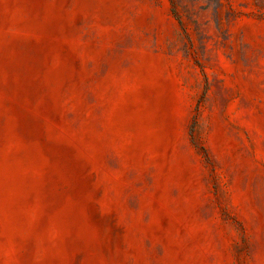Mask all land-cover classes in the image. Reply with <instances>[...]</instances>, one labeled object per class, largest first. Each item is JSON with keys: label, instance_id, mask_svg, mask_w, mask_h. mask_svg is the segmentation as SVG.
<instances>
[{"label": "rangeland", "instance_id": "obj_1", "mask_svg": "<svg viewBox=\"0 0 264 264\" xmlns=\"http://www.w3.org/2000/svg\"><path fill=\"white\" fill-rule=\"evenodd\" d=\"M0 264H264V0H0Z\"/></svg>", "mask_w": 264, "mask_h": 264}]
</instances>
